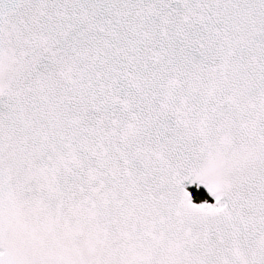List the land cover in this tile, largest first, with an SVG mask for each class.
I'll list each match as a JSON object with an SVG mask.
<instances>
[{
	"label": "snow or ice",
	"instance_id": "6c2138e0",
	"mask_svg": "<svg viewBox=\"0 0 264 264\" xmlns=\"http://www.w3.org/2000/svg\"><path fill=\"white\" fill-rule=\"evenodd\" d=\"M0 264H264V0H0Z\"/></svg>",
	"mask_w": 264,
	"mask_h": 264
}]
</instances>
